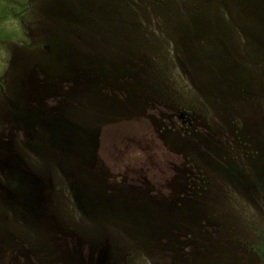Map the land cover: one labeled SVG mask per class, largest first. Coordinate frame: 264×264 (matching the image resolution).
Listing matches in <instances>:
<instances>
[{
  "label": "rangeland",
  "instance_id": "obj_1",
  "mask_svg": "<svg viewBox=\"0 0 264 264\" xmlns=\"http://www.w3.org/2000/svg\"><path fill=\"white\" fill-rule=\"evenodd\" d=\"M264 0H0V264H262Z\"/></svg>",
  "mask_w": 264,
  "mask_h": 264
},
{
  "label": "trees",
  "instance_id": "obj_2",
  "mask_svg": "<svg viewBox=\"0 0 264 264\" xmlns=\"http://www.w3.org/2000/svg\"><path fill=\"white\" fill-rule=\"evenodd\" d=\"M259 258H260V260H261L260 262H261L262 264H264V251H263V250L260 251Z\"/></svg>",
  "mask_w": 264,
  "mask_h": 264
}]
</instances>
